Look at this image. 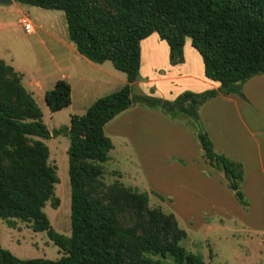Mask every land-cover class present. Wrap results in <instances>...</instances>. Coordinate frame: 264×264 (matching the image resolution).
I'll return each instance as SVG.
<instances>
[{
  "label": "trees",
  "instance_id": "trees-1",
  "mask_svg": "<svg viewBox=\"0 0 264 264\" xmlns=\"http://www.w3.org/2000/svg\"><path fill=\"white\" fill-rule=\"evenodd\" d=\"M15 1L63 11L68 40L76 51L95 64L110 61L125 74L126 82L97 98L83 115H72L69 126L49 132L32 94L21 85L20 74L0 60V218L32 222L34 232L45 231L64 250L55 260L21 259L0 247V264H140L145 254L168 256L176 264H205L179 244L186 232L172 214L154 215L153 227H124L117 209L97 196L100 164L114 147L104 126L132 105L159 109L179 122L187 119L190 127H184L196 136L204 160L223 172L237 202L247 207L239 189L241 167L213 150L197 109L218 92L244 97L242 84L264 74V0ZM152 33L168 45L170 64L183 61V45L189 38L201 57L204 76L219 82V91H184L172 101L145 94L131 96V84L139 77L140 43ZM44 100L51 113L69 106L70 85L57 80L44 93ZM59 135L69 139L70 236L66 246L52 233L43 211L58 176L47 163L48 147L39 138Z\"/></svg>",
  "mask_w": 264,
  "mask_h": 264
},
{
  "label": "rangeland",
  "instance_id": "rangeland-1",
  "mask_svg": "<svg viewBox=\"0 0 264 264\" xmlns=\"http://www.w3.org/2000/svg\"><path fill=\"white\" fill-rule=\"evenodd\" d=\"M24 17L32 23L33 31H27L20 22ZM155 39L152 37L150 41ZM0 60L20 74L21 85L32 94L49 132L69 126L72 115H83L97 98L118 90L126 82L125 74L116 70L110 61L98 65L76 51L68 40L63 11L47 10L15 0L11 4L0 3ZM192 72L200 76L197 68ZM59 79L70 85L71 103L51 113L44 93L51 90ZM169 84L163 71L154 74L149 64H144L140 77L131 86V96H155L151 94L156 90L164 94ZM124 113L104 126V133L114 147L108 153V160L100 164L101 172L96 178L97 196L117 209L119 222L124 227H153L150 222L154 215L172 214L179 228L186 232L179 244L198 255L205 264H264V220L255 211L250 212L238 204L224 175L219 174L221 181L218 183L225 191H220L222 202L217 206L213 191L199 192L200 182L193 170L196 168L189 169L183 161L164 157L159 128L151 127L143 116L128 118ZM173 121L190 127L187 119ZM191 139L195 146H190L189 152L195 154L197 148L202 155L196 136L192 135ZM39 140L48 147L47 163L56 168L58 176L54 194L43 211L52 233L66 246L70 236L69 139L59 135ZM141 146L145 150H139ZM154 162L160 165L157 180L165 178L164 181L173 183L175 189L187 195L171 202L149 188V181L154 177L149 165ZM0 247L21 259L55 260L64 253L45 231L34 232L32 222L15 218H0ZM140 264L176 263L168 256L145 254Z\"/></svg>",
  "mask_w": 264,
  "mask_h": 264
},
{
  "label": "crops",
  "instance_id": "crops-1",
  "mask_svg": "<svg viewBox=\"0 0 264 264\" xmlns=\"http://www.w3.org/2000/svg\"><path fill=\"white\" fill-rule=\"evenodd\" d=\"M24 18L20 21L22 25ZM28 22L34 29L32 23L29 20ZM152 37L156 39L150 41ZM144 64H149L150 71L154 74L156 71H163V75L170 81L164 94L156 90L151 95L172 101L184 91L194 93L210 89L219 91V82L204 76L201 57L188 42V38L183 45V61L171 65L168 45L158 37L157 33H152L140 43L139 77ZM193 68H197L200 76L192 74ZM136 82L137 80L131 86ZM241 91L244 97L234 93L218 92L215 97L198 107L197 114L201 128L212 142L213 150L241 167L242 179L239 189L247 201L246 210H251L250 212L253 213L255 211L264 220V74L250 77L242 84ZM133 106L123 111L125 112L123 115L128 118L143 116L149 120L151 127H158L164 157L171 161L173 158L183 161L189 169L196 168L197 170H193L196 171V178L200 182L198 183L200 189H197L201 194H206L207 190L213 191L212 197L219 206L222 202L220 191H225L218 183V180L221 181L219 174L223 172L209 166L203 155H199L197 148L195 154L194 151L189 152L190 146H195L191 139L194 134L171 120L159 109ZM139 150L145 149L139 147ZM149 167L154 177L149 181L148 186L160 197L173 202L177 197L185 194L175 189L173 183L168 184L164 181L165 178L162 181L159 178L157 180L159 163L154 162ZM216 217L220 218L218 215Z\"/></svg>",
  "mask_w": 264,
  "mask_h": 264
},
{
  "label": "built area",
  "instance_id": "built-area-1",
  "mask_svg": "<svg viewBox=\"0 0 264 264\" xmlns=\"http://www.w3.org/2000/svg\"><path fill=\"white\" fill-rule=\"evenodd\" d=\"M23 26H24V28H25L27 31H32V30H33L32 27H31V25H30V23H29L28 20L25 19V18H24V20H23Z\"/></svg>",
  "mask_w": 264,
  "mask_h": 264
},
{
  "label": "water",
  "instance_id": "water-1",
  "mask_svg": "<svg viewBox=\"0 0 264 264\" xmlns=\"http://www.w3.org/2000/svg\"><path fill=\"white\" fill-rule=\"evenodd\" d=\"M13 0H0V3L2 4H11Z\"/></svg>",
  "mask_w": 264,
  "mask_h": 264
}]
</instances>
